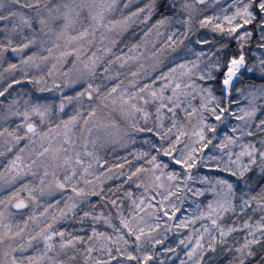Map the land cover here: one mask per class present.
Here are the masks:
<instances>
[{"label": "snow or ice", "instance_id": "snow-or-ice-1", "mask_svg": "<svg viewBox=\"0 0 264 264\" xmlns=\"http://www.w3.org/2000/svg\"><path fill=\"white\" fill-rule=\"evenodd\" d=\"M0 264H264V0H0Z\"/></svg>", "mask_w": 264, "mask_h": 264}]
</instances>
